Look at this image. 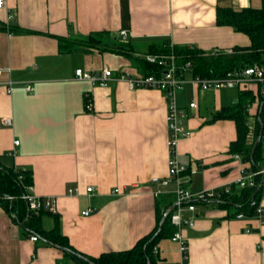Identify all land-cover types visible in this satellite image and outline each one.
Here are the masks:
<instances>
[{"label": "crops", "instance_id": "obj_1", "mask_svg": "<svg viewBox=\"0 0 264 264\" xmlns=\"http://www.w3.org/2000/svg\"><path fill=\"white\" fill-rule=\"evenodd\" d=\"M261 1L5 0L0 8V161L30 171L32 195L50 201L54 212L41 217L44 230L55 215L60 233L81 253L97 257L126 250L154 230L157 185L150 182L168 175L163 94L129 90L123 80L107 87L76 80L77 68L142 74L146 46L162 40L205 55L248 46L247 35L216 24L215 11L260 8ZM11 27L27 32H10ZM93 32L128 41L133 51L126 56L77 45L59 52L57 37L86 40ZM7 81L14 83L10 93ZM26 84L32 92L25 91ZM225 90L233 89L200 91L187 82L175 92L174 103L187 111L184 125L190 134L174 152L187 167L179 182L191 193L233 184L242 170L252 169L250 161L234 160L228 151L237 137L234 121L211 120L237 100L238 91L224 99ZM191 101L195 109L187 107ZM258 106L257 96L248 112L253 126ZM70 188L75 191L68 193ZM174 188V183L162 188L161 197L173 203ZM194 205V213L185 212L193 225L180 229L187 264H264V220L235 219L231 206ZM87 209L88 215L81 214ZM30 236L0 207V264H76L58 247ZM155 247L159 264L182 258L179 243L170 237Z\"/></svg>", "mask_w": 264, "mask_h": 264}, {"label": "trees", "instance_id": "obj_2", "mask_svg": "<svg viewBox=\"0 0 264 264\" xmlns=\"http://www.w3.org/2000/svg\"><path fill=\"white\" fill-rule=\"evenodd\" d=\"M260 8H242L234 11L229 8H217L215 11L216 24L220 26L228 25L235 32H242L249 39L248 46H239L231 49L230 52H220L215 55H205L199 49L187 46H176L169 43L168 40L150 42L146 46L145 55L173 54L176 61L180 64L185 61L192 63L191 75L198 74L201 77L223 78L225 74L234 69L246 66H260L264 61V0L261 1ZM10 32H27L20 28L11 27ZM29 33V32H28ZM59 52H70L77 45L93 46L99 51H110L117 54L130 55L133 51L128 41H119L112 38L108 32L90 33L86 40L80 39L69 41L64 37H57ZM140 63L143 66L142 74L160 73L162 67L155 63L147 62L144 57ZM264 72V70H263ZM264 87V84L262 85ZM255 100V96L250 91H240L237 94V100L230 107L216 112L211 120L230 119L235 123L236 139L230 142L228 151L232 154H239L241 157H249L251 148L256 139L260 136V130L264 131V96L258 94V108L254 115L253 135L254 141L248 143L247 132L249 116L247 108ZM262 125V129H261ZM254 152L250 165L252 169L257 167V162L261 157L260 141L254 146ZM21 178L19 179V176ZM32 184L31 172L28 170L17 169L13 166H7L0 161V207L7 213L16 224L26 231L29 235H35L42 238L48 245L58 247L63 254L73 259L76 264H159L158 258L153 253V248L162 238H169L176 227L170 223V214L163 220L164 211L172 203V199L165 200L161 194L155 201V228L149 234H146L137 240L136 243L126 250L103 252L97 257H91L75 250L67 239L60 233L59 220L53 215V223L49 230H44L41 226V217L50 215L45 210L30 212L26 201L22 199L25 192V186ZM262 192L261 186L243 188L241 190L233 189L228 194H221L211 200L193 201L194 204L211 202L219 207H233L235 214L245 213L252 215L254 209L251 203L258 201ZM161 223V224H159ZM159 229V230H158Z\"/></svg>", "mask_w": 264, "mask_h": 264}, {"label": "built area", "instance_id": "obj_3", "mask_svg": "<svg viewBox=\"0 0 264 264\" xmlns=\"http://www.w3.org/2000/svg\"><path fill=\"white\" fill-rule=\"evenodd\" d=\"M5 0H0V8L4 5ZM119 35L125 37V32L120 31ZM226 51V52H230ZM219 51L212 50L208 54L215 55ZM144 59L147 62H152L162 67L160 73H151L148 75L144 74H130L125 71L118 72L116 75L113 74L112 70L108 67L101 69L99 72H85L80 68L74 72V78L77 80H86L91 83L98 84L102 87H107L111 81H125L127 88L129 90H136L137 88L143 89H154L163 94L165 99L166 118L167 123V148L169 152L167 167L168 175L167 178L158 179L154 177L151 179L152 184L157 185V187L152 192L153 197L162 194L161 189L169 186L170 183L175 184V188L172 191V196L174 197L172 203V210L170 211V223L176 227V231L170 236V240L177 241L179 243V251L182 256L181 260L175 264H187L186 261V243L182 241L180 236V229L187 225H193V218L191 216L185 215L187 213H194L195 205L193 201L199 200H211L216 197H221V194H228L235 190H241L243 188L250 187H262V196L255 203H251L253 206L252 215H247L243 213H237L234 215L235 219H249L251 217L264 220V207H262L261 201L264 199V131L261 130L260 136L258 137L260 141L261 157L257 162V167L255 169H250L246 171L242 170V173L235 179L233 184L228 183L222 187L213 188L205 191H199L198 193H191L187 188L183 187L181 182H179L180 176L186 171L187 167L184 164L178 162L174 148L176 143L182 139V137L188 136L190 131L185 127L184 120L187 117V111L185 108H179L174 103L175 92L181 90L183 85L190 82L193 86L197 87L200 91H211L219 89H233L238 92L240 91H250L257 98L258 94L264 96V72L260 66H246L240 67V69H234L225 74L223 78L201 77L198 74L191 75L192 63L190 61H185L183 63H178L174 55L167 54L165 56L160 55H145ZM14 83L6 82V92L10 93L14 89ZM260 85V88L258 87ZM257 86V89L253 87ZM25 91L32 92L33 87L30 84L23 86ZM187 107L189 109H195L196 105L194 101L188 103ZM90 105H86V109L89 110ZM249 107L247 108V113L249 112ZM249 116V115H248ZM254 123V122H253ZM2 124H8V119L4 118ZM247 141L252 143L254 141L253 135V125L248 124ZM257 141V142H258ZM14 145H18V141H13ZM231 157L234 160L239 161L241 156L239 154H232ZM15 170H17L15 168ZM21 175L19 176V179ZM75 190L73 188L67 189L68 193H72ZM92 188H86V192H91ZM113 192H118L113 190ZM22 199L26 201L28 210L30 212L36 213L39 210H45L49 213H53V206L50 201L42 200L38 197H34L31 192V186H25V192L22 194ZM90 210H83L81 214L88 215ZM249 229H246L248 231ZM31 241H35L37 237L35 235L30 236ZM157 248H153V253L155 254Z\"/></svg>", "mask_w": 264, "mask_h": 264}, {"label": "water", "instance_id": "obj_4", "mask_svg": "<svg viewBox=\"0 0 264 264\" xmlns=\"http://www.w3.org/2000/svg\"><path fill=\"white\" fill-rule=\"evenodd\" d=\"M261 129H262V125H261ZM261 131V130H260ZM259 140V138H257L256 139V141H255V143H254V146L256 145V143H257V141ZM254 146L251 148V153H250V155H249V157H244V158H242V162H247V161H251L252 160V155H253V152H254ZM172 210V206H170L168 209H166L164 212V215H163V218H162V220L165 218V217H167V216H169V214L171 213L170 211ZM159 224H161V223H159ZM159 230V229H158Z\"/></svg>", "mask_w": 264, "mask_h": 264}, {"label": "rangeland", "instance_id": "obj_5", "mask_svg": "<svg viewBox=\"0 0 264 264\" xmlns=\"http://www.w3.org/2000/svg\"><path fill=\"white\" fill-rule=\"evenodd\" d=\"M262 59H263V61H264V55L262 56ZM260 68H261L262 70H264V62L260 65ZM263 88H264V87H263ZM223 93H224V95H225L224 99H226V97H227V99H229V97H234V96H236V91H233V90H229V91L225 90V91H223Z\"/></svg>", "mask_w": 264, "mask_h": 264}]
</instances>
